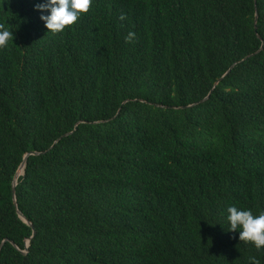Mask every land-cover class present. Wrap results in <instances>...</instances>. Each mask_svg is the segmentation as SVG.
<instances>
[{"label":"trees","instance_id":"obj_1","mask_svg":"<svg viewBox=\"0 0 264 264\" xmlns=\"http://www.w3.org/2000/svg\"><path fill=\"white\" fill-rule=\"evenodd\" d=\"M42 2L0 0V264H264V0Z\"/></svg>","mask_w":264,"mask_h":264},{"label":"clouds","instance_id":"obj_2","mask_svg":"<svg viewBox=\"0 0 264 264\" xmlns=\"http://www.w3.org/2000/svg\"><path fill=\"white\" fill-rule=\"evenodd\" d=\"M92 0H43L34 5V10L41 13L39 19L47 32L56 34L67 26L73 25L89 10ZM47 13L44 15L43 13ZM123 19V16L120 17ZM133 33H129L126 40H132ZM12 39V31L0 26V47H5ZM227 221L230 232L239 233L238 239L250 242L257 250L264 247V212L253 215L251 210H244L236 206L227 209Z\"/></svg>","mask_w":264,"mask_h":264},{"label":"water","instance_id":"obj_3","mask_svg":"<svg viewBox=\"0 0 264 264\" xmlns=\"http://www.w3.org/2000/svg\"><path fill=\"white\" fill-rule=\"evenodd\" d=\"M256 20H257V15L255 16V29H256ZM260 49H261V48H260ZM259 51H260V50H259ZM232 68H233V66L230 67V69L225 73L224 76H226V75L231 71ZM224 76H223V77H224ZM208 97H209V95H208L205 99L201 100L200 102L195 103V104H192V105L188 106L187 108H190V107L196 106V105L199 104V103H203L204 101H206V100L208 99ZM119 111H120V110H119ZM119 111L117 112V114H119ZM68 135H69V134H66V135H64V137H65V136H68ZM62 138H63V136H62ZM60 139H61V138H60ZM57 141H58V140H57ZM57 141H56V142H57ZM38 154H39V153H37V152H32V153H31V155H38ZM28 155H30V154H26V155H25L24 160H23L22 164L20 165V167H19V169H18V171H17V173H16V175H15V178H14V180H13V183H12V198H13V203H14V205H15L16 208H17V203H16V198H15V187H16V185H17V178H18L19 175H23V174H24V168H25V166H26V158L28 157ZM19 170H22L21 174L18 173ZM17 214H18L19 218H20L24 223H26L28 226L32 227V224H31L30 222H28V221L25 219V217L23 216V214H22L19 210H17ZM33 235H34V230H33ZM28 242H29V240H28L27 243H26L25 250L22 251L23 254H26V253H27ZM2 245H3V243L0 245V250H1V248H2Z\"/></svg>","mask_w":264,"mask_h":264},{"label":"bare ground","instance_id":"obj_4","mask_svg":"<svg viewBox=\"0 0 264 264\" xmlns=\"http://www.w3.org/2000/svg\"><path fill=\"white\" fill-rule=\"evenodd\" d=\"M21 172H22V170H19V172H18V173H19V174H21Z\"/></svg>","mask_w":264,"mask_h":264}]
</instances>
